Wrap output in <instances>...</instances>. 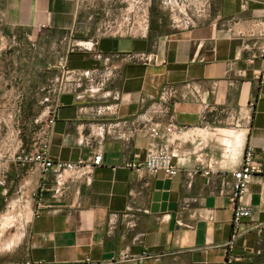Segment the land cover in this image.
I'll list each match as a JSON object with an SVG mask.
<instances>
[{
	"label": "crops",
	"instance_id": "1",
	"mask_svg": "<svg viewBox=\"0 0 264 264\" xmlns=\"http://www.w3.org/2000/svg\"><path fill=\"white\" fill-rule=\"evenodd\" d=\"M120 5L113 0H5L3 19L9 26L70 33L79 40L95 35L83 26L87 17L101 15L99 28L106 12ZM262 46L264 0H211L209 14L192 28L102 35L97 49L104 55L155 51L159 60L143 64L114 58L121 72L106 96L80 98L79 90H63L51 156L91 157L94 148L82 143L90 123L134 119L158 99L165 83H172L180 90L172 103L179 170L172 177L164 171L140 176L127 164L144 160L149 131L138 130L130 141L107 135L103 163L92 178L73 183L60 198L46 191L36 201L44 207L30 218L19 257L6 264H109L125 249L147 251L149 257L113 264H226L230 257V264H264V232L251 228L264 222V175H255L249 184L245 201L254 214L232 247L234 209L224 180L243 164L250 145L264 168ZM102 63L95 52L71 44L56 79L71 78L63 64L74 71ZM116 92L120 105L115 117L91 111V106L114 101ZM209 165L212 171L206 175ZM28 168L29 176L40 174ZM130 204L139 217L134 229L123 217ZM111 221L116 227L110 234Z\"/></svg>",
	"mask_w": 264,
	"mask_h": 264
},
{
	"label": "built area",
	"instance_id": "2",
	"mask_svg": "<svg viewBox=\"0 0 264 264\" xmlns=\"http://www.w3.org/2000/svg\"><path fill=\"white\" fill-rule=\"evenodd\" d=\"M158 1L168 11L173 28L195 27L199 24L200 19L209 14L211 9V0ZM152 2L153 0H119L121 5L119 7L113 6L112 12H106L107 16L94 36L75 40L72 43V46L79 45L88 51L95 52V56L102 59L103 63L74 71L69 70L66 64H63L71 78H58L59 86L50 90V92L54 91L53 104L49 110V117L42 128L39 145L27 152L15 153L12 157L14 164L31 166L34 170L41 172L37 200L46 191L51 192L55 198H60L68 193L73 183L92 178L95 168L103 163V143L107 135L130 141L138 130L146 129L152 138L148 144L144 160L130 162L127 166L140 176L145 174L156 175L160 171H164L169 177L177 174L179 170V166L175 162L177 154L172 146V138L175 132L172 103L178 97L180 90L172 83H165L161 87L158 99L149 104L134 119L119 117L90 123L89 133L83 138L82 143L94 148L91 157L71 161L54 159L50 154L52 129L58 118V96L63 90H79L78 96L80 98L106 96L108 85L121 72V66L113 61L114 58L125 62H141L143 64H150L159 60L158 53L155 51H126L109 56L97 49L100 37L108 33H123L125 30L137 34L147 33L150 30ZM261 55L264 57V46L261 47ZM191 89L196 90V87L191 86ZM113 99L112 102L91 106V111L99 117H115L119 111L120 93L116 92ZM163 120L164 122L167 120L164 127L160 126ZM211 171L212 166L209 165L204 173L210 175ZM255 175H264V168L256 160L255 149L250 145L245 150L243 164L231 171L230 178H224L226 186L229 187L230 200L234 209L233 233L228 242L230 247L233 246L236 238L244 230L243 224L247 220H252L254 207L245 201V197L248 193L249 184ZM1 184H5L4 175L0 178ZM43 207L41 202H36L32 216L38 215ZM133 210L134 207L130 204L123 215L127 226L131 229L137 226L139 220L138 214ZM115 227V222L111 221L108 233L111 234ZM251 228L264 232V222H257ZM147 257H149L147 251L141 254H132L128 249H125L109 264L116 261H142ZM232 260V257L228 258L226 264H230ZM90 262L91 260L88 258L87 263Z\"/></svg>",
	"mask_w": 264,
	"mask_h": 264
},
{
	"label": "rangeland",
	"instance_id": "3",
	"mask_svg": "<svg viewBox=\"0 0 264 264\" xmlns=\"http://www.w3.org/2000/svg\"><path fill=\"white\" fill-rule=\"evenodd\" d=\"M4 1L0 0V178L5 176V184L0 185V264L19 257L41 182V172L29 176V168L14 164L12 157L39 145L53 104L54 91L50 90L59 86L60 61L77 39L70 33L7 25ZM113 1L119 4V0ZM100 19L96 14L92 19L87 17L83 26L90 29L89 36L98 32ZM171 24L168 11L153 0L150 28L166 31ZM8 211L16 221L4 223L3 215ZM19 235L21 239L12 249L4 247Z\"/></svg>",
	"mask_w": 264,
	"mask_h": 264
},
{
	"label": "bare ground",
	"instance_id": "4",
	"mask_svg": "<svg viewBox=\"0 0 264 264\" xmlns=\"http://www.w3.org/2000/svg\"><path fill=\"white\" fill-rule=\"evenodd\" d=\"M15 202H13V204H14ZM12 204V205H13ZM17 212V211H16ZM15 216H13L12 215V213L11 212H6V213H4V215H3V219H4V223H9V222H11L12 223V221L13 220H15V218H14ZM16 221V220H15ZM5 225V224H4ZM20 239H21V235H19V236H17V237H15V238H12V239H9V241H7L5 244H4V247H7L8 249H12L19 241H20Z\"/></svg>",
	"mask_w": 264,
	"mask_h": 264
},
{
	"label": "trees",
	"instance_id": "5",
	"mask_svg": "<svg viewBox=\"0 0 264 264\" xmlns=\"http://www.w3.org/2000/svg\"><path fill=\"white\" fill-rule=\"evenodd\" d=\"M157 28H160L159 26H158V24H157V26H156ZM2 207V204H0V208Z\"/></svg>",
	"mask_w": 264,
	"mask_h": 264
}]
</instances>
